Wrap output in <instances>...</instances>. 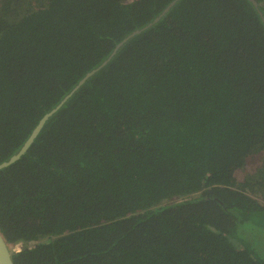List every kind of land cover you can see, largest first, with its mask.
<instances>
[{
	"label": "trees",
	"instance_id": "obj_1",
	"mask_svg": "<svg viewBox=\"0 0 264 264\" xmlns=\"http://www.w3.org/2000/svg\"><path fill=\"white\" fill-rule=\"evenodd\" d=\"M171 1L1 0L0 163L107 60L0 169L14 264H264V0Z\"/></svg>",
	"mask_w": 264,
	"mask_h": 264
},
{
	"label": "water",
	"instance_id": "obj_2",
	"mask_svg": "<svg viewBox=\"0 0 264 264\" xmlns=\"http://www.w3.org/2000/svg\"><path fill=\"white\" fill-rule=\"evenodd\" d=\"M177 0H172L163 10L162 12L157 15L151 22L147 24V26L152 25L156 21H158L161 16L176 2ZM252 4L257 7V2L256 0H250ZM261 14V13H260ZM263 23H264V18L262 17ZM141 29H136L126 37H124L121 41H119L113 48L111 54L109 55L108 59L116 52V50L124 43L126 42L130 37L134 36L135 34L141 32ZM107 60H104L98 67L88 71L79 81L78 83L71 89V91L66 94L62 100L55 106L53 107L50 111L46 112L38 121L36 126L33 128L31 131L30 135L28 138L25 140V142L22 144L20 149L13 154L8 160L3 161L0 163V169L3 167H6L10 164H12L14 161L18 160L28 149L34 138L37 136L39 131L41 130L42 126L44 125L45 121L69 98L72 93L80 86L82 83L91 75H93L101 66H103ZM12 248H10L9 244L6 242L3 234L0 231V264H14L11 258L12 255Z\"/></svg>",
	"mask_w": 264,
	"mask_h": 264
},
{
	"label": "rangeland",
	"instance_id": "obj_3",
	"mask_svg": "<svg viewBox=\"0 0 264 264\" xmlns=\"http://www.w3.org/2000/svg\"><path fill=\"white\" fill-rule=\"evenodd\" d=\"M127 2L129 1H132V0H126ZM1 2V0H0ZM262 158H263V154H257V155H251L250 157H248L246 159V162L245 164L242 166V168H240L236 175H237V178L239 180H243L244 176L245 175H253L255 174L254 171L261 165V162H262ZM256 199L264 205V195H260L259 197L257 196ZM19 249V246H14L13 247V250H18ZM261 251L259 250V253ZM264 257V256H263Z\"/></svg>",
	"mask_w": 264,
	"mask_h": 264
}]
</instances>
